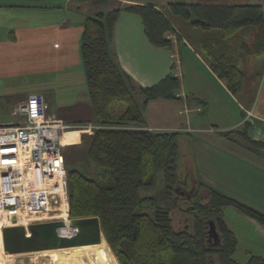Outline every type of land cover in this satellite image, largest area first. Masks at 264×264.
Returning <instances> with one entry per match:
<instances>
[{"label": "trees", "instance_id": "obj_1", "mask_svg": "<svg viewBox=\"0 0 264 264\" xmlns=\"http://www.w3.org/2000/svg\"><path fill=\"white\" fill-rule=\"evenodd\" d=\"M122 10L140 17L147 39L157 47L171 49L167 35H178L170 14L190 19L201 29H218L226 36L241 28L256 27L251 48L255 54L264 53L260 3L170 1L161 7L146 1L125 2L86 15L79 49L91 121L99 127L87 145L82 139L74 147H84L87 160L98 170L93 175L77 168L67 171L69 218L98 217L105 264H264L263 255L250 254L245 263L233 258L237 237L227 226L222 210L234 206L263 227L264 213L198 180L190 133L145 128L147 103L176 98L179 79L170 71L154 85L141 86L119 66L111 39ZM200 46L204 59L226 81L229 90L240 92L244 73L238 67L236 49L223 50L215 57L211 37L201 39ZM250 127L245 121L240 129L223 135L234 133L247 145L264 147L249 137ZM159 171L163 177L161 190L141 196L140 189L153 186ZM209 221L215 225L218 240L209 236ZM180 222L184 224L177 225Z\"/></svg>", "mask_w": 264, "mask_h": 264}, {"label": "crops", "instance_id": "obj_2", "mask_svg": "<svg viewBox=\"0 0 264 264\" xmlns=\"http://www.w3.org/2000/svg\"><path fill=\"white\" fill-rule=\"evenodd\" d=\"M244 1L256 3L259 0ZM68 5L70 0H0V125L14 122V106L24 101L29 94L37 92L25 90L21 83L9 81H14L10 78L21 75L18 70L20 71L24 62L32 66H47L52 74L58 73V79L63 80V84H68V88L71 87L72 78H78L79 84L75 88H81V95L85 93L82 100L87 115L76 119L65 116L62 112L51 114L72 125L92 122L79 49L84 18L68 15L65 8ZM74 7L79 13L85 10L81 5ZM262 8L264 16V3ZM175 29L177 37L172 33L167 35L172 41L171 49H167L149 42L140 17L133 12L120 11L114 24L112 51L119 66L138 85L152 86L170 71L179 79L176 98H158L147 103L143 114L145 128L155 131L181 130L192 136L206 132L211 135L210 140L219 137V141L233 140L235 144L243 145L236 140L240 138L234 133L229 136L223 133L240 129L246 121L251 125L249 137L264 144V53L255 54L251 48L257 28H241L228 36L220 30H213L215 34L211 35V43L215 45L211 48V53L215 57L223 50L236 49L239 55L238 67L244 73V80L245 67L249 70L248 67L253 69L255 66L254 61L249 58L258 59V62L260 60L257 84L251 92H244V95L240 93L243 86L240 92L233 94L226 81L210 68L201 49L195 47L176 26ZM232 39L235 42H231ZM242 44L245 46L240 47ZM44 84H47V89L55 88L54 81L49 80ZM76 142L79 143V140ZM251 146L253 145H248L249 149L254 150ZM263 149L261 146L256 150ZM205 184L214 187L211 183ZM92 246L100 244L75 248Z\"/></svg>", "mask_w": 264, "mask_h": 264}, {"label": "rangeland", "instance_id": "obj_3", "mask_svg": "<svg viewBox=\"0 0 264 264\" xmlns=\"http://www.w3.org/2000/svg\"><path fill=\"white\" fill-rule=\"evenodd\" d=\"M150 1L164 7L170 1L189 2L195 0ZM122 3L125 2L122 0H112L110 2L106 0H70V5L65 6V8H67L68 15L76 18H85L86 15L93 14L96 11H106ZM256 3H261L262 5L264 0L256 1ZM80 4L84 5L85 10L82 12L83 14L76 12L77 8L74 7V5ZM169 16L182 34L195 47L200 49V40L203 38L209 39L212 34H215L213 30H218L201 29L193 26L190 19H184L178 15L169 14ZM233 41L235 42L234 39L231 40V42ZM249 60L254 61L255 66H253V69L248 67L249 70L245 67L246 73L243 82V91L240 92L243 95L244 92H251L253 87L255 88L257 79L259 78L257 69L260 60L258 62V59L255 60L252 57ZM18 72L21 75L17 78L12 77L10 79L14 81H9L15 84L21 83L25 90L44 91L42 93L49 105V115H52L51 113L57 114L58 112H62L65 116L75 117L76 119L87 115L82 100L85 93L83 92L81 95L79 93L81 88H75L79 84L78 78L73 77L71 87L68 88V84H63L64 81L58 79V73L52 74L47 66H32L24 62ZM49 80L54 81L55 88L47 89L48 86L44 83ZM88 124L93 125L95 123L81 124V126H74L75 128L70 129V133L74 131L73 134H75H70V136L75 140L64 148L65 167L67 171L77 168L87 175H93L98 170V167L94 163L87 160L84 147H74V145L78 146L82 142L83 137L85 140L84 145L88 144L90 140L88 134H92L94 131L92 130L91 133L85 131L86 127L84 125ZM210 136L209 133L200 132L192 138V150L195 160L194 171L198 180L211 183V185L221 192L264 213V149L256 150V147L251 146L254 150H250L248 145L238 138L236 140L243 145L235 144L233 140L223 139L219 141V137L218 139L210 140ZM234 138H236L235 135ZM76 140H79V143ZM162 186L163 177L162 172L159 171L155 184L150 187L141 188L140 195H153L158 190H161ZM202 197H205L204 191L202 192ZM222 212L227 226L237 237V245L233 253V258L237 262L245 263L250 254L264 256V227L256 219L242 213L234 206L227 205L223 207ZM180 224L182 223L180 222L177 225ZM2 227L0 225V264H105L101 246H92L89 248L72 247L75 249L55 248L39 250L38 252H22L14 255L7 254L3 249Z\"/></svg>", "mask_w": 264, "mask_h": 264}, {"label": "built area", "instance_id": "obj_4", "mask_svg": "<svg viewBox=\"0 0 264 264\" xmlns=\"http://www.w3.org/2000/svg\"><path fill=\"white\" fill-rule=\"evenodd\" d=\"M48 109L42 93H31L14 106L12 114L16 120L0 125L3 227L70 219L64 148L74 142L70 129L81 124H68L49 115ZM84 127L91 133L99 126ZM71 232L69 227L61 229L62 234Z\"/></svg>", "mask_w": 264, "mask_h": 264}, {"label": "water", "instance_id": "obj_5", "mask_svg": "<svg viewBox=\"0 0 264 264\" xmlns=\"http://www.w3.org/2000/svg\"><path fill=\"white\" fill-rule=\"evenodd\" d=\"M63 221L37 222L24 227H2V241L5 253L15 254L46 249L95 244L103 237L98 217L69 219L70 234H62ZM210 238L218 240L213 221H209ZM104 238V237H103Z\"/></svg>", "mask_w": 264, "mask_h": 264}, {"label": "bare ground", "instance_id": "obj_6", "mask_svg": "<svg viewBox=\"0 0 264 264\" xmlns=\"http://www.w3.org/2000/svg\"><path fill=\"white\" fill-rule=\"evenodd\" d=\"M60 217H62V216L60 215ZM62 221L65 223V227H64V228L69 227V221H68V218H63ZM62 231H63V230H62ZM63 232H64V231H63ZM100 243H101V241H100L99 243H95V244H86V245H96V244H100ZM86 245H76V246H71V247H63L62 249H64V248H72V247H79V246H86ZM59 249H61V248H59Z\"/></svg>", "mask_w": 264, "mask_h": 264}]
</instances>
